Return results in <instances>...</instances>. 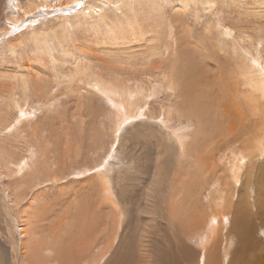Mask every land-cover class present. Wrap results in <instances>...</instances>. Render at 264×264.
Listing matches in <instances>:
<instances>
[{
  "label": "rangeland",
  "instance_id": "rangeland-1",
  "mask_svg": "<svg viewBox=\"0 0 264 264\" xmlns=\"http://www.w3.org/2000/svg\"><path fill=\"white\" fill-rule=\"evenodd\" d=\"M17 1L23 12L31 0H0V28L11 26L0 31V264H22L24 243L30 264H99L108 236L100 264H143L155 236L187 250L183 264H264V147L256 149L264 141V0H215L210 12L200 0L186 12L168 0L151 11L140 0L143 28L156 22L157 36L132 55L114 50L145 39L129 29L110 36L104 24L122 18L112 0H50L25 19ZM73 56L89 62L88 75L74 84L55 78L53 69L73 68ZM18 68L33 72L26 102L14 108ZM129 93L140 95L127 111ZM185 127L183 150L175 139ZM239 156L247 161L236 177Z\"/></svg>",
  "mask_w": 264,
  "mask_h": 264
},
{
  "label": "bare ground",
  "instance_id": "bare-ground-1",
  "mask_svg": "<svg viewBox=\"0 0 264 264\" xmlns=\"http://www.w3.org/2000/svg\"><path fill=\"white\" fill-rule=\"evenodd\" d=\"M50 0H31V1H29V2H27V5H26V7H25V9H26V11H23L22 12V10H24V6L25 5H22L23 3L21 2V1H17V3H18V5H17V9L18 10H20V12L22 13V15H21V19H25L26 18V15H27V13L29 12V11H31L30 9H36V8H38L39 6L41 7V6H44L45 5V3L46 2H49ZM77 0H67V1H65L64 3L66 4V5H68V4H71V3H74V2H76ZM139 1L140 0H112L111 2H109V4L114 8V9H116V10H120V13H121V16H122V18H119V20L118 21H114V22H112L113 23V25H111V24H109V25H106V24H104L105 25V27L106 28H108V32H109V34H110V36H112L113 38H114V40H118V37H117V35L119 34V33H121V32H119L120 30H122L123 29V31L124 32H126L128 29L129 30H131V33L132 34H139V36L141 35V36H143L144 37V39L145 40H138L137 42V44L135 45L134 44V46H133V41H132V43H130L129 45H127V46H124V47H117L118 49H115L114 50V52H119V53H125V54H133L132 52H135L134 51V49H137V48H139V47H142V46H144L145 45V42H152L153 40H155L156 39V34H155V31H154V29L156 28V29H158V26L157 25H155L156 24V22H153V21H150L151 23H153V24H150V27H151V29L150 30H145L144 28H143V22H142V17L140 16V14H141V10L139 9V10H137L136 9V4L137 3H139ZM143 1H146L148 4H154L153 6L152 5H150L149 7H151L152 9H151V11L152 10H154V11H157V9H156V7H157V5H158V2H162V1H165V2H167V0H143ZM171 4H173L172 5V7L174 8V10L175 11H184V12H186L190 7H191V5L193 4V3H196L197 1H199V0H168ZM57 3V2H56ZM141 3V2H140ZM59 5H61V4H59ZM144 5V4H143ZM201 5V7H202V9L204 10V11H211L212 9H214V7H215V5H216V1L215 0H200V4H199V6ZM23 7V8H22ZM140 7V6H139ZM138 7V8H139ZM22 8V9H21ZM160 8V7H159ZM43 9V8H42ZM96 9V8H95ZM156 9V10H155ZM159 10V9H158ZM35 11V10H34ZM43 11V10H42ZM103 9H102V11L101 12H99L98 13V16L100 17V22L101 23H105V17L103 16ZM18 13V15L17 14H14L13 15V17H11L10 18V21L11 22H13V23H18L17 21H19V20H21L20 18H19V12H17ZM97 13V12H96ZM53 14V13H52ZM152 16V15H151ZM154 18H155V16H154ZM9 21V20H8ZM9 21V22H10ZM148 25V24H147ZM157 26V27H156ZM10 25L8 24V26H5V27H1L0 28V31L2 32V33H7L8 32V30L10 29ZM145 27V26H144ZM117 29H118V31H117ZM128 30V31H129ZM123 33V32H122ZM225 34L227 35V37L228 38H232L233 36V33L231 32V31H229V30H225ZM3 34H1V36H2ZM31 35V34H30ZM128 34H125V36H127ZM38 32L36 31V29H35V33H34V40H37L38 42H42L43 43V41L41 40V38L39 37L38 38ZM111 38V37H110ZM133 38V37H132ZM135 39V38H134ZM143 39V38H142ZM1 40V39H0ZM130 40V39H129ZM112 41H113V39H112ZM119 42V41H118ZM129 42V41H128ZM126 43V42H125ZM124 43V44H125ZM128 44V43H127ZM148 43H146V45H147ZM126 47V48H125ZM146 47V46H145ZM130 51V52H129ZM130 56V55H129ZM73 59L74 60H72V69H69V70H67V69H65V70H63V69H60L59 67H57V68H55V69H53V73H54V76H55V78H65V79H67L68 80V82H69V84H74L76 81H77V79H78V77H80V76H82V75H88V71H91L90 70V66L88 65L89 64V62L88 63H86L85 62V64L84 63H82V59L80 58V56L79 57H76V56H73ZM84 60V59H83ZM38 64V63H37ZM175 65V64H174ZM253 66V65H252ZM31 68H33V71L36 69L35 68V65L34 64H32V67ZM32 71V70H31ZM30 71V69H25V68H18L17 69V71H16V78L18 79V83H19V85L17 84L16 85V87L18 88V89H20V95L18 96L17 94L18 93H14L13 94V98H10V103H11V106H13L14 108H16V105H17V101H23V103L24 102H26L25 100L28 98V96H29V87H30V85L28 84V77H29V75L30 74H32V72ZM37 71V69L35 70V72ZM15 72V71H14ZM255 73V72H254ZM14 74V73H13ZM31 76V75H30ZM179 82V81H178ZM219 82V81H218ZM262 82V81H261ZM183 84V83H182ZM263 84V83H262ZM173 87H174V82H171L170 83V86H169V90H173ZM194 89V88H193ZM138 93V92H137ZM136 93V94H137ZM150 93H148V95H149ZM129 96L127 97V103H126V109H127V111H130L131 110V108L135 105V103H134V99L135 98H137L139 95H135L134 93H129L128 94ZM135 96V97H134ZM131 97H132V99H131ZM145 97V96H144ZM150 97V96H149ZM19 99V100H18ZM138 99V98H137ZM139 100V99H138ZM148 100V99H147ZM122 101H123V99H122ZM133 101V102H132ZM130 102H132V103H130ZM122 106H124V105H122ZM195 106V105H194ZM25 107V106H24ZM128 107V108H127ZM134 108V107H133ZM130 109V110H129ZM139 109V108H138ZM143 109V108H142ZM17 110L21 113V115L22 114H25L26 116H28L27 115V113H29V111H27L28 109H22V108H17ZM188 111V110H187ZM129 113V112H128ZM188 113H189V111H188ZM133 114V113H132ZM136 114V113H135ZM129 115H130V113H129ZM124 119V118H123ZM219 121V120H218ZM188 123V122H187ZM180 126V125H179ZM209 126V125H208ZM216 130V129H215ZM192 131V129L191 128H182L180 131L178 130L177 131V137H176V139L175 140H178L177 142L179 143V145H180V147L184 150V147H185V143H186V141L187 142H189V137H190V132ZM210 132V131H209ZM217 132V131H216ZM185 133V134H184ZM204 133V132H203ZM184 134V135H183ZM199 135H201V134H199ZM211 136H213V135H211ZM25 139V138H24ZM264 139V138H263ZM16 140H18V139H16ZM178 145V146H179ZM190 146V145H189ZM191 147V146H190ZM264 147V141H262V139H260V142H256V149L258 150H262V148ZM189 148V147H188ZM192 151V150H191ZM187 152V151H186ZM188 153V152H187ZM244 153V152H243ZM254 153H256V152H254ZM181 156H179V158L180 159H184L183 158V152L181 151ZM185 154V153H184ZM189 154V153H188ZM247 154V153H246ZM245 153L243 154V155H246ZM257 154V153H256ZM247 156V155H246ZM250 156V155H249ZM251 156H253V155H251ZM233 158H234V155L232 156ZM254 157V156H253ZM232 159V158H231ZM245 160H246V158H245V156H239L238 157V160L236 161V163L235 164H232V167L230 166V168H231V172L233 173V175H235L236 177H239V176H241V175H239L238 173H239V171L242 169V167L244 166V163H245ZM248 160H249V158H248ZM182 160H180V162H181ZM247 161V160H246ZM1 165V164H0ZM4 165V164H3ZM7 165V164H6ZM10 165V164H9ZM8 165V166H9ZM21 166H20V168H21V172H25V171H29V170H33V168L31 167V165L30 164H20ZM7 166V167H8ZM6 167V168H7ZM3 168H5V166L4 167H1V169H3ZM1 171H3V170H1ZM6 171V170H5ZM8 171H9V169H8ZM57 170L55 169V164L54 165H52V167H51V173H53V172H56ZM10 172V171H9ZM20 172V173H21ZM5 173V172H4ZM6 173H7V171H6ZM232 173H231V175H232ZM235 177V178H236ZM37 178V177H36ZM37 180V179H36ZM238 180V179H237ZM236 180V181H237ZM233 183V182H232ZM105 189H107V185L105 184ZM4 190V189H3ZM8 191V190H7ZM5 192V191H4ZM79 193H80V191H78ZM110 192V191H109ZM249 192V191H248ZM221 191H220V189H219V187H217V186H215L214 187V189H213V194H211L212 195V200L214 201V203H215V205H217V207H218V203L220 202L219 200L221 199ZM65 194H67V195H69L67 192H65ZM6 195V194H5ZM62 196H64V193L63 194H61ZM170 197V196H169ZM165 199H166V197H165ZM8 201H9V203H15L16 202V197H14L13 195H11V196H9V198H8ZM108 201H109V199H108V194H105V197L103 198V200L101 201V203H100V209H102V208H106L107 207V205H108ZM173 201V200H172ZM252 201V200H251ZM172 203H168V207H169V211H170V213H169V216L171 217L172 215H173V212L172 211H175V209L173 208V206L174 207H176V205H175V202L173 203V205H171ZM220 204V203H219ZM171 206H172V208H171ZM217 207H215V208H217ZM219 207H220V205H219ZM175 214V213H174ZM177 215V214H176ZM174 218H176L177 216H173ZM218 217L220 218V217H222V216H219V215H217V216H213V217H211L210 218V220H213V221H216L217 219H218ZM238 217V219H234V222H233V224H234V228H235V224L236 223H238L237 221L239 220V216H237ZM173 218V219H174ZM172 219V220H173ZM250 219V218H249ZM249 219H248V221H249ZM106 220H108V217H107V219ZM180 221V220H179ZM231 221V220H230ZM247 221V222H248ZM175 222V221H174ZM173 222V223H174ZM178 222V221H177ZM224 222V221H223ZM262 222L264 223V220H262ZM261 222V223H262ZM118 223V222H117ZM171 223H172V221H171ZM23 224H25V223H23ZM31 224V223H30ZM233 224H231L232 226H233ZM120 225V224H119ZM175 225V224H174ZM182 225V224H181ZM211 225V224H210ZM213 225H216V226H218V222H216V224H212L211 225V228H212V232H214L215 231V228H216V226H214V227H212ZM238 225V224H237ZM102 226V225H101ZM106 226H107V224H106V221L104 222V230H105V228H106ZM183 226V225H182ZM187 226V225H186ZM264 226V225H263ZM180 227V226H179ZM225 227V226H224ZM245 227V226H244ZM247 227V226H246ZM233 228V229H234ZM248 228H249V226H248ZM252 228V227H251ZM20 229V228H19ZM232 229V230H233ZM236 229V228H235ZM237 229H238V227H237ZM241 229V228H240ZM175 230H177V229H175ZM249 230H250V228H249ZM251 230H254V229H251ZM237 232H239L238 230H236ZM241 231H243L242 229H241ZM29 232V231H28ZM183 232V231H182ZM186 232V231H185ZM247 232V231H246ZM256 232V231H255ZM32 233H34V232H32ZM106 233V232H105ZM215 233V232H214ZM252 233V232H251ZM21 234L24 236V232H21ZM108 234V233H107ZM241 234V233H240ZM30 235V234H29ZM206 233H205V237H201V238H199V242H200V246H201V249H203V251H204V253H205V251L207 250V243H209L210 241L208 240V237H206ZM217 235V234H216ZM28 236V235H27ZM26 236V237H27ZM180 236V235H179ZM192 236V235H191ZM208 236V235H207ZM29 237V236H28ZM210 237V236H209ZM25 238V237H24ZM164 238H166V237H164ZM177 238V237H176ZM242 238V237H241ZM178 239H180L179 237H178ZM211 239V238H210ZM214 239V238H213ZM234 239V238H233ZM246 239V238H245ZM248 239V238H247ZM153 241H154V243L156 244V251H153L151 248H149L148 247V249H145V254H143L144 255V263L143 264H183V261H186V260H190V259H192V255L190 254V253H188V251L186 250V252L187 253H184L181 249H179V251L178 250H176V248L175 247H171L172 245H173V240L171 241L170 240V238L168 239V238H166V241H163L164 239H162L161 237H157V236H155V238L154 239H152ZM107 241H108V244L107 245H105V247H104V250L102 251V254H101V256L100 257H98V259H97V261H98V263L100 264V261L101 260H103L104 259V257L106 258V255L108 254V252L110 251V245H111V238H109V236H108V238H107ZM178 241V240H177ZM151 242V241H150ZM179 242H182L181 240L179 241ZM146 243H149V242H146ZM152 243V242H151ZM164 243H167L168 244V246H165V247H168V248H165L164 247ZM183 243V242H182ZM211 243V242H210ZM213 243V242H212ZM243 243H245V242H243ZM91 244V243H90ZM89 244V245H90ZM174 244H175V242H174ZM177 244V243H176ZM89 245L88 246H86V251L88 250V247H89ZM210 245V244H209ZM245 245V244H244ZM179 246H180V243H179ZM178 246V247H179ZM181 247V246H180ZM46 248V247H45ZM165 248V249H164ZM183 248V247H182ZM247 248H250V247H247ZM186 249V248H185ZM22 256H21V263L22 264H30V262H29V260H28V257L30 256V257H33V256H35L34 255V251H32L31 250V247H30V245L29 244H26V243H24L23 244V248H22ZM29 250V251H28ZM46 250V249H45ZM155 250V249H154ZM176 252V253H175ZM24 253L27 255V259L25 260V258H24ZM86 253V252H85ZM85 253H83V254H85ZM36 254V253H35ZM32 255V256H31ZM52 257H54V256H52ZM101 257H102V259H101ZM84 258V257H83ZM22 259H24V260H22ZM55 259V258H54ZM181 259V260H180ZM183 260V261H182ZM35 261V260H34ZM52 264H55V263H52ZM118 264V263H117ZM205 264V263H204Z\"/></svg>",
  "mask_w": 264,
  "mask_h": 264
}]
</instances>
